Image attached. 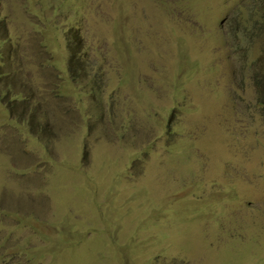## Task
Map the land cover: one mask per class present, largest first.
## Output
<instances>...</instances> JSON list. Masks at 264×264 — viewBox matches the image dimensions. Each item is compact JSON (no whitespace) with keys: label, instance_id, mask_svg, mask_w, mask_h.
Instances as JSON below:
<instances>
[{"label":"rangeland","instance_id":"374dc122","mask_svg":"<svg viewBox=\"0 0 264 264\" xmlns=\"http://www.w3.org/2000/svg\"><path fill=\"white\" fill-rule=\"evenodd\" d=\"M0 264H264V0H0Z\"/></svg>","mask_w":264,"mask_h":264},{"label":"trees","instance_id":"16d2710c","mask_svg":"<svg viewBox=\"0 0 264 264\" xmlns=\"http://www.w3.org/2000/svg\"><path fill=\"white\" fill-rule=\"evenodd\" d=\"M71 48H72V47H71V44L68 43V50H69V52H70V54H71V58H70V60H71V62H70V70H71V72L74 74L75 71H80L81 69L78 68V67L73 63V60L75 59V56H76V52H75L74 49H71ZM74 76H75V75H74Z\"/></svg>","mask_w":264,"mask_h":264}]
</instances>
